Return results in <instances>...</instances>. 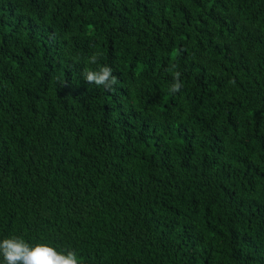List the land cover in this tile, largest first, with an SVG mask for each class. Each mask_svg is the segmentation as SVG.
<instances>
[{
    "label": "trees",
    "instance_id": "trees-1",
    "mask_svg": "<svg viewBox=\"0 0 264 264\" xmlns=\"http://www.w3.org/2000/svg\"><path fill=\"white\" fill-rule=\"evenodd\" d=\"M102 66L113 90L83 80ZM6 238L264 264V0H0Z\"/></svg>",
    "mask_w": 264,
    "mask_h": 264
},
{
    "label": "clouds",
    "instance_id": "clouds-1",
    "mask_svg": "<svg viewBox=\"0 0 264 264\" xmlns=\"http://www.w3.org/2000/svg\"><path fill=\"white\" fill-rule=\"evenodd\" d=\"M98 56L93 54L89 57V63H97ZM83 80L87 84L103 86L107 90H113L116 78L112 74V69L102 66L98 70H84ZM180 73L175 74L176 82L171 86L170 92L176 93L182 87L179 81ZM0 255L3 257L4 264H79L75 252L68 251L66 254L56 251L53 247L46 244L29 246L22 239L6 238L0 241Z\"/></svg>",
    "mask_w": 264,
    "mask_h": 264
}]
</instances>
